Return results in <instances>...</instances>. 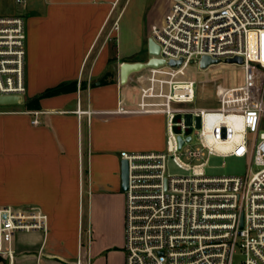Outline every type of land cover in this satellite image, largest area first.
<instances>
[{"label":"built area","instance_id":"built-area-1","mask_svg":"<svg viewBox=\"0 0 264 264\" xmlns=\"http://www.w3.org/2000/svg\"><path fill=\"white\" fill-rule=\"evenodd\" d=\"M169 1L150 36L160 47L157 57L183 62L134 73L135 106L120 101L116 109L163 113L167 124L164 149L120 152L129 161L126 264H264V86L249 102L251 64L264 69V0ZM26 43L25 15L0 13V95L24 100ZM204 55L220 62L202 69ZM236 56L242 64H227L243 68L245 83L217 84L219 101L202 106L201 84L188 68L210 71ZM228 155L248 159L244 175L205 172L210 156ZM170 159L188 173L171 174ZM48 222L36 207L0 206V264H17L20 235L46 234Z\"/></svg>","mask_w":264,"mask_h":264},{"label":"crops","instance_id":"crops-1","mask_svg":"<svg viewBox=\"0 0 264 264\" xmlns=\"http://www.w3.org/2000/svg\"><path fill=\"white\" fill-rule=\"evenodd\" d=\"M3 1L26 17L25 101L62 82L78 85L41 98L40 108L0 107V206L49 217L46 234L20 235L17 264H126L120 152L164 149L166 126L160 113L116 112L120 101L131 107L138 98L132 76L120 83L119 65L147 59L151 27L165 20L170 1L152 0L149 30L133 45L146 0L135 1L124 45L117 30L132 0ZM112 60L118 73L107 79Z\"/></svg>","mask_w":264,"mask_h":264},{"label":"rangeland","instance_id":"rangeland-1","mask_svg":"<svg viewBox=\"0 0 264 264\" xmlns=\"http://www.w3.org/2000/svg\"><path fill=\"white\" fill-rule=\"evenodd\" d=\"M135 1L132 0L128 11L125 13V16L121 19L118 25V37L119 44H126V40L128 42V37L126 33H124L125 22L128 19L130 12L132 11ZM147 5L143 8L138 20L134 22L133 35L131 36V43L133 45L137 41V36H140L149 30V25L151 21V12H152V0H146ZM13 5V4H12ZM11 2H4L0 0V13H8V9H11ZM10 13V12H9ZM120 20V19H119ZM111 48L115 46L114 37L110 40ZM107 79H112L118 73L117 63L112 60L110 61V65L108 66ZM188 74L195 76V78L200 82V96L201 101L203 103L202 106H206V101H219V95L215 98V94L213 91L215 90V86L218 84L220 87H228L230 85H243L245 83V73L243 68L235 65V64H220L213 66L210 71L208 70H200L196 67V65H191L188 70ZM134 75V74H133ZM132 75V76H133ZM131 78V77H130ZM250 85L249 89L251 92V98L249 102H254L259 100L261 95L263 86H264V69L261 68L258 64L252 63L250 68ZM213 81H218L213 82ZM205 84H204V83ZM206 87V88H205ZM215 93V91H214ZM26 94L24 96V100L21 103L17 104H0V107L5 108H25L26 105L23 103L25 101ZM212 98V99H210ZM165 118V128L167 130L166 124V116L163 113H160ZM264 130V125L262 127ZM165 148V147H164ZM248 159L245 156H236V155H228V156H210L207 162V166L205 167V172L208 175H244L247 172ZM169 172L171 174H187L188 171L182 169L175 165V163L170 159L168 161ZM120 189H121V175H120ZM122 191V190H121ZM124 192V191H123ZM125 216H126V205H125Z\"/></svg>","mask_w":264,"mask_h":264},{"label":"water","instance_id":"water-1","mask_svg":"<svg viewBox=\"0 0 264 264\" xmlns=\"http://www.w3.org/2000/svg\"><path fill=\"white\" fill-rule=\"evenodd\" d=\"M160 47L155 42L153 37H148L147 40V54L148 57L146 60H137V61H128L123 60L119 65V81L121 84H126L129 82L130 77L137 72H140L144 69L150 67H158L164 64H169L170 66L178 67L182 64L183 59H171L166 61L163 58L157 57L159 53ZM193 62V60H191ZM220 62L219 59H212L211 57L204 55L200 61V67L202 69H206L212 63ZM226 63H243V58L241 56H236L233 58H227L225 60ZM22 99L19 96H12V95H0V104H17L21 103ZM191 137L188 136V139ZM184 140L180 138V143L183 144ZM121 190L126 191L128 189V182H129V161L126 158L121 159Z\"/></svg>","mask_w":264,"mask_h":264},{"label":"trees","instance_id":"trees-1","mask_svg":"<svg viewBox=\"0 0 264 264\" xmlns=\"http://www.w3.org/2000/svg\"><path fill=\"white\" fill-rule=\"evenodd\" d=\"M81 87L82 88L86 87V82H82ZM77 88H78V85H77L76 81L62 82V83H60L54 87L46 88L44 91L37 94L36 96L29 98L26 101H24V104L26 105L27 108H30V109L40 108V99L41 98L46 97V96L59 94V93H63V92L74 91Z\"/></svg>","mask_w":264,"mask_h":264}]
</instances>
